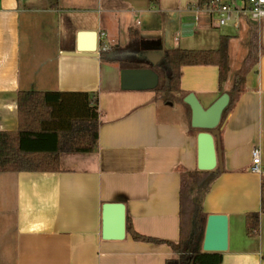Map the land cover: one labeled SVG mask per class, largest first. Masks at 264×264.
Masks as SVG:
<instances>
[{"label":"crops","instance_id":"crops-1","mask_svg":"<svg viewBox=\"0 0 264 264\" xmlns=\"http://www.w3.org/2000/svg\"><path fill=\"white\" fill-rule=\"evenodd\" d=\"M197 2L0 0V131L18 127L20 90L93 92L99 113L94 152L61 154L58 172L0 173V264H165L176 258L165 244L128 235L103 239L102 206L121 202L136 232L178 241L180 174L197 170L190 108L164 103L153 91L122 90L117 64L77 48L89 45L88 32L97 33L100 46L104 32L109 48L150 64L147 51L217 49L220 36H229L230 65L237 36L217 31L221 27L197 12ZM247 28L256 34V62L221 119L220 166L192 190L206 215L204 228L208 215L227 218L221 264H264V213L256 235L245 230L246 214L260 211L264 181L250 170L256 148L264 166V21ZM180 86L205 109L222 94L212 65L183 67Z\"/></svg>","mask_w":264,"mask_h":264},{"label":"trees","instance_id":"trees-1","mask_svg":"<svg viewBox=\"0 0 264 264\" xmlns=\"http://www.w3.org/2000/svg\"><path fill=\"white\" fill-rule=\"evenodd\" d=\"M205 1L198 0L197 5L200 6ZM229 40V36H220L217 49L176 47L164 51L161 61L152 68L158 75L159 82L151 91L164 103L184 104L186 93L180 86L182 68L216 66L219 91L229 95V103L222 113L223 118L242 92L245 74L249 70L235 74L230 89L223 90L230 71ZM250 54L251 50L245 58H249ZM99 57L103 63L117 64L120 70L151 68L149 63L128 58L119 47L99 50ZM253 58L255 64L256 53ZM98 115V96L93 92L20 90L17 94L18 127L14 131H0V173L58 172L61 154L94 152L98 146ZM214 171L181 172L177 242L142 235L133 229L131 220L127 217L126 235L136 242L165 244L170 247L176 258L167 260L165 264H221L220 252L202 251L206 215L192 197V190L210 181L214 177ZM261 213H264V181L260 186V211L248 213L245 217L248 236L258 233Z\"/></svg>","mask_w":264,"mask_h":264},{"label":"water","instance_id":"water-1","mask_svg":"<svg viewBox=\"0 0 264 264\" xmlns=\"http://www.w3.org/2000/svg\"><path fill=\"white\" fill-rule=\"evenodd\" d=\"M90 39L86 48H77L78 52L98 53L96 32L84 34ZM145 59L151 68L123 69L120 71L122 90L151 91L159 82L158 75L152 69L164 56V50L147 51ZM183 102L190 108V125L196 134V168L199 171H214L220 166L217 137L222 113L229 103V95L221 94L208 108H203L193 93L187 94ZM126 235V211L121 202L105 203L102 206V232L105 240H122ZM227 249V218L224 215H208L202 241L203 252H222Z\"/></svg>","mask_w":264,"mask_h":264},{"label":"built area","instance_id":"built-area-1","mask_svg":"<svg viewBox=\"0 0 264 264\" xmlns=\"http://www.w3.org/2000/svg\"><path fill=\"white\" fill-rule=\"evenodd\" d=\"M197 12L203 13L211 23L216 26L230 25L235 30H240L242 24L251 27L252 24H259L264 21V0H206L200 6L197 5ZM105 33H98L100 42L99 50H107L109 46L105 43ZM252 163L250 170L253 173L264 174V166L260 158V150L252 151Z\"/></svg>","mask_w":264,"mask_h":264},{"label":"rangeland","instance_id":"rangeland-1","mask_svg":"<svg viewBox=\"0 0 264 264\" xmlns=\"http://www.w3.org/2000/svg\"><path fill=\"white\" fill-rule=\"evenodd\" d=\"M223 28V29H221ZM220 29L215 28L217 31L218 30H225L227 32L232 33V35L237 36V43L239 46L238 52H235L234 50H231L230 53V65L229 67L231 68L230 73L228 74V79L224 83L225 89L224 90H229L230 87L232 86L233 83V78L235 74L237 73H243L244 70L250 69L251 67L254 66V58L253 55L255 54L257 49L256 46V34L253 31H249L247 28L246 24H242V28L238 31L233 29L230 25L227 26H221ZM252 41V43H251ZM251 43V44H250ZM251 45V47H250ZM255 47V48H254ZM217 48V45H216ZM213 49V48H212ZM251 54L249 58H245L248 55V52Z\"/></svg>","mask_w":264,"mask_h":264}]
</instances>
